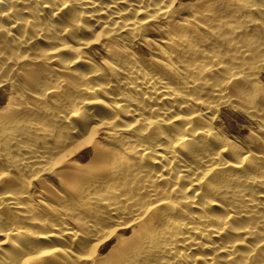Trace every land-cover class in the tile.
<instances>
[{
  "label": "bare ground",
  "instance_id": "1",
  "mask_svg": "<svg viewBox=\"0 0 264 264\" xmlns=\"http://www.w3.org/2000/svg\"><path fill=\"white\" fill-rule=\"evenodd\" d=\"M0 91V264H264V0H0Z\"/></svg>",
  "mask_w": 264,
  "mask_h": 264
},
{
  "label": "rangeland",
  "instance_id": "2",
  "mask_svg": "<svg viewBox=\"0 0 264 264\" xmlns=\"http://www.w3.org/2000/svg\"><path fill=\"white\" fill-rule=\"evenodd\" d=\"M142 51L145 53V55H148L145 49H142ZM5 103H6V99L4 98V95H2L0 91V109L5 106ZM226 115L227 118L230 117L231 119V123H232L231 133L234 135V137L243 138L249 135V131L245 127L247 125L244 123V120H242L239 116L236 115L231 116L229 113Z\"/></svg>",
  "mask_w": 264,
  "mask_h": 264
}]
</instances>
